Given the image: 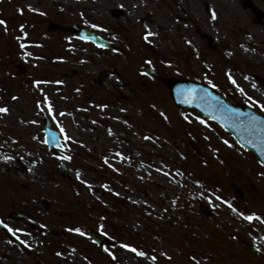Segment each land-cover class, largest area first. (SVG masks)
Returning <instances> with one entry per match:
<instances>
[{"label":"rangeland","instance_id":"1","mask_svg":"<svg viewBox=\"0 0 264 264\" xmlns=\"http://www.w3.org/2000/svg\"><path fill=\"white\" fill-rule=\"evenodd\" d=\"M177 1L0 0V214L24 243L0 230V264H264V167L169 86L199 80L264 115V16L183 0L182 21ZM76 23L124 52L70 34ZM45 116L68 159L45 145ZM13 208L66 235L9 220ZM76 229L109 236V255Z\"/></svg>","mask_w":264,"mask_h":264},{"label":"water","instance_id":"2","mask_svg":"<svg viewBox=\"0 0 264 264\" xmlns=\"http://www.w3.org/2000/svg\"><path fill=\"white\" fill-rule=\"evenodd\" d=\"M71 31L87 39H93L97 44L110 45L91 31L75 25ZM172 94L175 102L184 107L198 110L204 116L217 120L223 127L233 133L238 141L250 148L264 164V117L259 115L250 106L232 105L219 92L214 91L208 85L181 79L172 84ZM48 132L50 146H61L60 136L51 135ZM52 142V143H51ZM6 229V227H3ZM8 234L19 241L13 232L7 230ZM94 235L95 234H89ZM39 264H43L39 262Z\"/></svg>","mask_w":264,"mask_h":264},{"label":"flooded vegetation","instance_id":"3","mask_svg":"<svg viewBox=\"0 0 264 264\" xmlns=\"http://www.w3.org/2000/svg\"><path fill=\"white\" fill-rule=\"evenodd\" d=\"M209 1H212V2H218V3H221V1L222 0H209ZM245 2H246V0H244ZM203 2V1H202ZM212 2H210V3H212ZM209 2H208V0H207V5H208V10L209 11H211V8H209V6H211V4H210ZM177 5H178V8L179 9H181L182 11H183V13L185 14L186 13V11H185V9L183 8V0H179V1H177V3H176ZM245 5L246 6H248L250 9H251V11L254 13V14H256L259 18H261V17H263L264 16V11L262 12V11H260V12H258L256 9H255V7L252 9L251 7H250V5H249V3H248V5L245 3ZM202 36H203V38H206V36L204 35V34H202ZM209 46H212V47H214V44H213V40H212V43H210V45ZM66 159H68V157L66 158Z\"/></svg>","mask_w":264,"mask_h":264},{"label":"snow or ice","instance_id":"4","mask_svg":"<svg viewBox=\"0 0 264 264\" xmlns=\"http://www.w3.org/2000/svg\"><path fill=\"white\" fill-rule=\"evenodd\" d=\"M2 23H4V21L3 20H0V24H2ZM233 82H235V81H233ZM0 111H7V109L6 108H3V109H0ZM65 158H67V157H65ZM4 159H9V157H4ZM240 215L241 216H244V213H240ZM254 218H259V217H257L255 213H253L251 215H248V216H245V219H247L249 221L253 220ZM75 231H80V230L79 229H76ZM125 247H128V246L125 245ZM133 251H135V249H133ZM140 254L143 255V253H140Z\"/></svg>","mask_w":264,"mask_h":264},{"label":"bare ground","instance_id":"5","mask_svg":"<svg viewBox=\"0 0 264 264\" xmlns=\"http://www.w3.org/2000/svg\"><path fill=\"white\" fill-rule=\"evenodd\" d=\"M208 2L210 3L211 1L208 0ZM221 3H222V1H221ZM210 4H211V3H210ZM181 19H182V21H186V16H185V14L181 17ZM183 23H184V22H183ZM184 25H185V24H184ZM188 64H190V60H188ZM166 66H167V68H168V69H167V68H166V69H167V71L169 72V69H170L171 66H170L169 64H167ZM176 67H177V66H176ZM176 67H175V68H176ZM168 72H167V74H168Z\"/></svg>","mask_w":264,"mask_h":264}]
</instances>
